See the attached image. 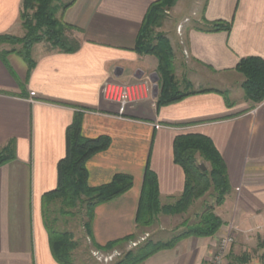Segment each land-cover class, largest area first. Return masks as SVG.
<instances>
[{"label":"crops","instance_id":"obj_1","mask_svg":"<svg viewBox=\"0 0 264 264\" xmlns=\"http://www.w3.org/2000/svg\"><path fill=\"white\" fill-rule=\"evenodd\" d=\"M22 1L0 0V34L24 35ZM154 1L76 0L59 17L77 28L66 36L79 48L64 52L37 43L33 68L12 51L20 44L0 45V52L10 51L11 68L0 56V148L12 140L16 146V158L0 166V264H59L43 198L57 187L76 111L82 112L84 136L111 138L87 162L89 184L109 183L117 173L134 179L130 190L96 208L91 238L98 245L136 232L147 169L157 175L162 204L180 197L186 176L175 162L174 141L187 133L209 137L226 163L231 191L215 207L224 224L214 236L183 239L142 264H208L231 223L247 237L264 234V101L253 106L240 91L244 80L233 84L224 77L242 57L264 58V0H177L163 31L175 52L177 78L204 91L160 107L158 60L134 50ZM218 20L231 21L232 29L210 31ZM106 81L138 84L137 99L121 112L119 103L103 96ZM236 240L229 264L239 259L242 237Z\"/></svg>","mask_w":264,"mask_h":264},{"label":"trees","instance_id":"obj_2","mask_svg":"<svg viewBox=\"0 0 264 264\" xmlns=\"http://www.w3.org/2000/svg\"><path fill=\"white\" fill-rule=\"evenodd\" d=\"M76 0H23L20 12L21 26L24 29L22 37L11 34H0V45L11 43L20 44V49H13L22 54L33 68L35 61L32 57V47L40 42H46L51 49L75 52L80 44L66 36L75 26L63 21L59 14L69 8ZM177 0H156L147 10L140 27L134 50L142 55H154L158 59V72L161 88L157 96L160 107L188 95L202 92L195 90L190 82H186L187 91L180 90L174 73V50L169 38L163 33H156L155 29L163 25L165 12L174 7ZM231 21L218 20L212 23L210 31H230ZM0 52L1 59L11 70L6 54ZM236 71L245 77L242 88L247 101L253 106L264 101V58L251 55L242 57L236 65ZM226 94L225 92H223ZM71 105V104H67ZM72 107H76L71 105ZM111 144V138L102 135L95 138L86 137L82 133V112L76 111L72 123L66 132V155L58 163L57 187L47 192L43 198V218L49 234L50 247L53 257L59 264H75L72 251L76 248L73 234L69 231H56L47 221L46 204L59 199L67 208L83 206L87 221L84 227L92 237V220L96 208L109 202L133 186L132 175L117 173L109 183L100 186L89 184L87 169L88 160L98 152L106 150ZM201 157L210 165L203 170L196 158ZM16 158V146L12 140L0 148V166ZM174 159L185 172V188L175 205L163 206L160 200V190L157 175L147 169L139 199L136 215V232L121 239L113 240L105 245L95 246L102 250H112L121 244L137 238V232L152 226L161 212L176 214L187 210L194 201L203 198L213 189L215 202L208 205L199 215V222L188 225L186 229L166 241L147 240L136 248L128 251L117 264H142L148 258L161 250L172 249L183 239L189 237L214 236L224 224L222 218L216 214L215 207L221 206L227 194L231 191V184L226 163L216 148L214 142L200 133H187L176 137L174 141ZM67 213L68 211L63 210Z\"/></svg>","mask_w":264,"mask_h":264},{"label":"rangeland","instance_id":"obj_3","mask_svg":"<svg viewBox=\"0 0 264 264\" xmlns=\"http://www.w3.org/2000/svg\"><path fill=\"white\" fill-rule=\"evenodd\" d=\"M171 10L172 8L165 12L166 16L163 22L164 26L165 24L171 22ZM163 25L157 27L155 31L156 33H163L167 37L166 33L163 31ZM174 73L180 90H182L183 92L187 91L185 82H187L188 80L184 78L185 80L183 79V82V80H179L177 78L175 62ZM192 76L190 78L195 81V75ZM224 77L230 82H233V84L238 82L240 83V81H243L245 79L244 75L238 71L232 72L231 74L225 75ZM213 84L210 83V86ZM207 85L208 84L206 83V86ZM236 88L238 89L239 87ZM240 91L244 92L242 89ZM196 161L198 164L203 163L206 168L210 167L209 163L199 156L196 158ZM178 199L179 198L172 201H167L162 205H175ZM196 201L198 202L196 203ZM196 201H194L187 210L181 213L169 214L161 212L158 215L156 222L152 226L146 227L137 232L138 236L136 239L121 244L120 246L112 250H102L95 246L94 241L92 240L91 236L87 233L84 227V223L87 221V216L85 208H83V206L79 205L73 209L67 208L62 204L59 199H55L52 200L50 203L46 204V216L49 226H51L54 230L72 232L73 241L77 244L76 248L72 251V260L75 264H117L122 258H124L128 251L136 248L137 245H140L147 240H169L173 236L179 234L181 231L186 229L188 225L196 224L197 222H199L200 213L208 205H212L215 202V193L213 189H210L209 192L205 194L203 198H200ZM63 210L68 212L65 213L63 212ZM229 229H231L230 225H228L227 227V232H229ZM236 229V226L233 225L232 234L234 236V242L228 248L224 259V264L231 263V261L228 259V255L233 245L237 244V235L238 237H242L243 244H240L241 247L239 249L238 255L239 259H237L236 261L234 259L232 264H245L251 262L261 264L264 263V234L259 235L255 232L249 234L248 238L244 234H240ZM236 232H238L239 234H236ZM220 245L221 242L219 238L217 241H215L213 245L211 253L212 255L208 262L214 257V255L218 251H220Z\"/></svg>","mask_w":264,"mask_h":264},{"label":"built area","instance_id":"obj_4","mask_svg":"<svg viewBox=\"0 0 264 264\" xmlns=\"http://www.w3.org/2000/svg\"><path fill=\"white\" fill-rule=\"evenodd\" d=\"M181 30V26L178 28ZM136 83H121L117 81H106L102 87L103 96L110 100L119 103L120 111L124 112L125 109L137 99L139 94ZM229 232L220 237V251L208 262V264H224L225 255L228 248L234 242L232 234L233 224H230ZM245 264H261V263H245ZM264 264V263H262Z\"/></svg>","mask_w":264,"mask_h":264},{"label":"water","instance_id":"obj_5","mask_svg":"<svg viewBox=\"0 0 264 264\" xmlns=\"http://www.w3.org/2000/svg\"><path fill=\"white\" fill-rule=\"evenodd\" d=\"M200 166H201V168H202L203 170L206 169V167H205V165H204L203 163H201Z\"/></svg>","mask_w":264,"mask_h":264}]
</instances>
